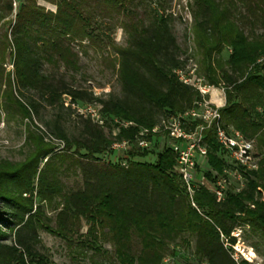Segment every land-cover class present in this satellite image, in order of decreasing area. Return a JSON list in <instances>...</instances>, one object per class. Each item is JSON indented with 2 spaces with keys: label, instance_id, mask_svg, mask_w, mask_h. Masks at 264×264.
Segmentation results:
<instances>
[{
  "label": "trees",
  "instance_id": "obj_1",
  "mask_svg": "<svg viewBox=\"0 0 264 264\" xmlns=\"http://www.w3.org/2000/svg\"><path fill=\"white\" fill-rule=\"evenodd\" d=\"M41 1L54 6L55 11H46L37 0L17 2L15 19L4 23L6 28L0 35V64L8 50V56L13 57V80L10 74L6 76L8 98L23 119L38 117L42 104L56 111L54 120L44 125L50 136L63 143V153H54L57 147L27 126L26 139L32 150L18 170L7 176L9 183L26 180L16 191L18 197L29 193L35 180L39 198L48 202L54 196L61 198L54 232L64 240H81L82 248L85 241L95 248L102 235L113 245L119 264H161L162 254L171 244L177 248V240L185 235L194 240L192 257L196 263L235 264L223 248L220 234L228 236L235 225L245 224L264 236V34L250 36L244 30L252 19H264V0H191L189 5L193 40L202 56L201 72L209 86H223V123L246 139L255 138L262 154L258 170L242 175L245 186L240 192L232 186L223 201L216 202L212 194L199 189L193 197L195 208L173 171L175 155L170 148H163L154 162L132 159L122 168L100 160L111 140L89 120L80 119L76 136L68 134L64 101L69 97L71 104L78 105L90 97L65 81L63 75L44 70L46 65L72 75L78 73L79 58L71 42H100L98 33L104 21L117 23L125 47H113L116 58L111 63L115 68L116 62L125 97L99 101L100 113L109 122L116 119L134 127L120 128L116 140L132 138L138 128L151 129L163 112L189 110L199 95L173 73L180 63L174 55L177 47L171 16L164 15L165 0ZM147 5L153 10L149 21L139 14ZM12 11L13 1L0 0V21ZM222 47L229 49L227 59L214 64L213 54ZM13 91L18 97L28 95L26 101L15 99ZM207 147L209 171L205 176L212 180L211 172L221 174L224 162L211 132H207ZM137 151L128 155L146 157V152ZM42 160L45 170H37ZM54 160L56 164L51 167ZM66 160L78 170L81 187L61 194L57 174ZM0 198L13 202L8 189L2 187ZM31 212L24 211L29 215L27 226L42 216ZM83 222L87 226L84 239L80 234ZM133 238L140 245L137 253L132 249ZM182 242L187 244L184 239ZM24 249L29 264H49L29 246ZM15 260L25 264L21 255Z\"/></svg>",
  "mask_w": 264,
  "mask_h": 264
},
{
  "label": "rangeland",
  "instance_id": "obj_2",
  "mask_svg": "<svg viewBox=\"0 0 264 264\" xmlns=\"http://www.w3.org/2000/svg\"><path fill=\"white\" fill-rule=\"evenodd\" d=\"M11 1H13V11L10 16L0 21V35L6 28V26L4 27V23L15 19L17 4L23 0ZM37 4L43 7L46 11H55L54 6L41 0H37ZM190 4L191 0H165V3L163 4L164 10H166L164 15L171 16V31L176 39L175 45L177 47L174 55L175 59L180 63L175 71L172 72L176 73L177 76L186 79L189 82L188 85L193 88L194 91L196 90L192 85H195L198 82L207 87H211L210 99L212 101L216 98V93L213 90L218 91L220 95L224 96V91L222 89L223 86L222 84L218 87L209 86L201 72L202 56L193 40ZM237 7H239L237 11H240L241 13L242 8L239 4H237ZM139 14L145 21H149L153 15L152 7L147 5L146 7L140 8ZM257 20L254 21L252 19L251 25L248 27H246V25L244 26V28L246 27L244 29L246 34L248 33L250 36L264 34V19ZM109 24L110 23L107 21H104V27H102L101 31L98 33L99 37L102 39L100 42H71L73 51L78 54L79 58L80 71L78 73L72 75L69 72H64L63 68L55 70L46 65L44 66L45 71L63 75L65 81L75 88L83 89L88 97H90L89 101L86 100L78 105L75 103L71 104L69 97L64 101V104L66 103L68 106H63L65 109V115L63 118L65 119V129L70 135H77L76 127L78 126L80 119L89 120L78 114L77 106L79 109H81L80 107L86 106H98L101 109L99 101H106L110 97L118 99H124L125 97L116 75V62L115 68L111 63V61L116 58L113 47H115V49L124 48L125 37L117 23H113V25ZM228 53L229 49L227 47H222L218 53L213 54L212 62H214V64H216V62L222 64L227 59ZM4 57L3 64H0V187L8 189L9 195L14 203H9L6 199L0 198V264H18L15 259L20 255L23 262L29 264V259L24 249L25 245L29 246V248L35 253L46 257L49 264H119L115 259L113 245L102 235L99 236L95 248H91V245L86 241L84 248H82L79 244V241L81 240L70 237L64 240L54 232V220L58 211L61 210V206L58 205L61 201L59 196H54L50 202L42 200V198L38 197L37 184L34 180V183L30 188L31 191L27 194H22L20 196L21 198H19L16 191L19 185L24 184L26 180L23 181V179H21L15 183L8 182L7 176L9 177L18 170L19 166L23 164L32 150L26 139L27 126H29V130L35 134H43L45 142L51 143L54 147H57L54 152L56 154L63 153V143L50 136L49 131L44 125L45 121L54 120L57 115L56 111L42 104V108L39 110V116L33 117L32 120L28 121L23 119L18 114L17 108L11 104V101L8 98L6 76L7 74H10V78L13 80V57L8 56V50ZM0 60L2 59L0 58ZM224 69H227L226 66H224ZM71 75L73 76V81L70 79ZM13 96L15 99H19L23 103L26 101L25 98L28 95H25L26 97H18L13 91ZM67 110H69V113L66 112ZM165 113L167 112H163L157 116L155 124L165 115ZM89 121L96 125L91 120ZM96 126L104 132L107 139L111 140V144L115 143V133L118 134L115 127V121L109 122L105 119L103 125ZM250 141L253 142L254 155H258L260 158L259 161H261L262 154L258 152L256 148V139L253 138ZM172 146H174L173 141L167 138H158L149 150L143 151L147 153L146 157L133 156L131 158L128 155V159L154 162L156 155L161 152L163 148ZM137 150L138 149L132 148L128 153L138 152ZM139 151L141 152V150ZM120 158L121 153H117L115 150L110 149H107L105 153L100 156V160L103 163H115ZM222 160L224 162L223 171L221 174L211 172L212 180L205 176L209 171L207 163L200 165L198 174L200 176L203 175L209 182H214L215 180L226 176L230 171H233L235 166L226 154L222 156ZM44 163L45 160L40 161L37 170L45 168ZM70 163V160H66L62 170H59L57 174V182L61 189V194L75 191L81 187L80 174L76 168L70 167ZM53 164H56L55 160L50 164L51 167ZM244 174L245 173H243V175ZM48 177H51V175L49 174ZM233 181L234 179L231 178V182L234 185L235 183ZM244 186L245 179L243 176L241 190ZM194 194L192 195V201ZM187 197L190 201L188 195ZM262 200H264V197H262ZM28 210L32 211L31 214L34 212H36V214H42L41 218H38V220H31L34 224L29 226L25 225L28 221L27 219L29 215L24 213V211L26 212ZM46 227H49V229H46ZM235 229L241 230L239 237L234 238L230 233L228 236H224V243L227 242L230 245L238 246L240 252L246 254L247 261L243 260L242 257H239L238 261L235 262L231 257L234 250L232 248L230 249L228 246L225 248L222 243L223 248L235 264H264V236L260 232L252 231V229L245 224L235 225L231 232ZM86 230L87 226L83 222L80 229V234L83 235L82 239H84ZM182 239H184L187 244L183 243ZM176 243L178 245L177 248L171 244L162 254L161 264H164L163 260L166 258L173 260L175 264H198L192 257L194 245L192 237L185 235L177 240ZM139 248L140 245L138 241L136 238H133V252L137 253Z\"/></svg>",
  "mask_w": 264,
  "mask_h": 264
},
{
  "label": "built area",
  "instance_id": "obj_3",
  "mask_svg": "<svg viewBox=\"0 0 264 264\" xmlns=\"http://www.w3.org/2000/svg\"><path fill=\"white\" fill-rule=\"evenodd\" d=\"M177 78L182 84H189L186 79L179 76ZM192 86L197 91L199 98L193 102L189 110L183 113H165L151 129L138 128L132 138L116 140L109 149L121 153V158L115 163L126 168L130 160L128 152L132 148L147 151L158 138H167L173 141L174 146L168 147L175 155L173 171L179 177L189 196L191 206L195 207L192 195L199 189H204L212 194L216 202L223 201L226 191L232 186H234L235 192H239L242 187L243 173L258 170L260 158L253 153L252 141L244 138L232 127L224 125L220 114L221 107H218L210 99L212 88L202 85L200 82ZM64 105L68 106L66 103ZM76 108L80 116L91 120L96 125L104 124L105 118L100 113V107L86 106L79 109L77 106ZM258 112L261 113V111ZM115 127L118 131L120 128L134 127V124L115 119ZM207 132L212 133L223 155L226 154L235 166L233 171L214 182H209L203 175L198 174L200 165L207 163ZM116 135L115 133V137ZM231 178L234 179V185ZM240 233V229H235L231 232V236L238 238ZM220 239L225 248L228 246L234 250L231 257L235 262L239 257L247 261L246 254L240 252L238 246L224 243L225 238L222 234H220ZM163 262L164 264H175L169 258L164 259Z\"/></svg>",
  "mask_w": 264,
  "mask_h": 264
},
{
  "label": "crops",
  "instance_id": "obj_4",
  "mask_svg": "<svg viewBox=\"0 0 264 264\" xmlns=\"http://www.w3.org/2000/svg\"><path fill=\"white\" fill-rule=\"evenodd\" d=\"M216 93V98L213 99L212 101L218 106V107H223L224 106V96L220 95L218 91L213 90Z\"/></svg>",
  "mask_w": 264,
  "mask_h": 264
}]
</instances>
